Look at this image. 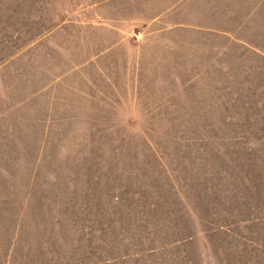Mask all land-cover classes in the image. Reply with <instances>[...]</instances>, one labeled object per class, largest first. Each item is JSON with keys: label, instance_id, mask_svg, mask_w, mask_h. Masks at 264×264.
<instances>
[{"label": "rangeland", "instance_id": "obj_1", "mask_svg": "<svg viewBox=\"0 0 264 264\" xmlns=\"http://www.w3.org/2000/svg\"><path fill=\"white\" fill-rule=\"evenodd\" d=\"M252 45L264 0H0V264H264Z\"/></svg>", "mask_w": 264, "mask_h": 264}, {"label": "trees", "instance_id": "obj_2", "mask_svg": "<svg viewBox=\"0 0 264 264\" xmlns=\"http://www.w3.org/2000/svg\"><path fill=\"white\" fill-rule=\"evenodd\" d=\"M238 40H240V39H238ZM245 43H247V42H245ZM252 47L254 48V49H256L257 51H258V53H260L261 55H262V60H264V49L262 48V47H264V46H255V45H252ZM0 158H1V156H0ZM29 163H25V164H23V167L22 168H20L19 169V171H18V173H14L13 175H14V178H15V176H19V174H24V172L22 171V169L24 168L25 169V165H26V167H27V165H28ZM21 167V166H20ZM1 169V171L3 172V171H7V172H9L10 170H17V169H13V168H10V169H4V168H0ZM4 169V170H3ZM2 172H0V174H3ZM3 176L4 177H6V178H8L7 177V175H4L3 174ZM31 178H32V175H30V178H29V176L28 177H26V178H24V179H26V180H28L29 182H30V180H31ZM9 195V194H8ZM13 199H15V196H14V194H13ZM27 194H25L24 195V199H23V201H26L27 200ZM31 197V196H30ZM29 197V198H30ZM46 200H48V198H46L45 199V201ZM168 208V207H167ZM152 209H154V206L153 207H149V206H147V210H152ZM164 213H165V211H164ZM201 220H204V218H200ZM194 222V224H195V221H193ZM156 224H154L153 226H155ZM192 226V225H191ZM223 227V228H222ZM184 228V224H179L178 226H175L174 228H173V231H174V233H176L178 236H181V238H185V237H188L189 239L192 237V234H193V232H194V228H190V230H187V231H190V232H186V233H182V234H179V232H177V231H179L180 229H183ZM187 228V227H186ZM210 230H215V231H222V232H226L227 230H230V229H232V228H229L228 227V225L226 226L225 224H220V226L217 224V225H215V226H213L212 228H209ZM232 231V230H231ZM178 239V238H177ZM254 243V242H253ZM250 246H252V245H250ZM264 250V248H262V249H260V251H263ZM254 256V255H253ZM252 257H250V258H247L246 259V263H248L249 264V260L251 259ZM257 264H261V260H257Z\"/></svg>", "mask_w": 264, "mask_h": 264}]
</instances>
